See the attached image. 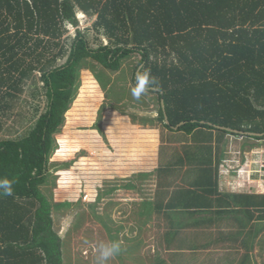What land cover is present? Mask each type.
Listing matches in <instances>:
<instances>
[{
	"label": "trees",
	"instance_id": "16d2710c",
	"mask_svg": "<svg viewBox=\"0 0 264 264\" xmlns=\"http://www.w3.org/2000/svg\"><path fill=\"white\" fill-rule=\"evenodd\" d=\"M76 12L95 17L92 38L78 29ZM69 25L76 28L70 43L63 37ZM134 54L140 56L134 75L140 67L149 68L160 84L149 91L158 96V117L153 121L191 137L200 154L189 151L177 156L181 181L175 178L176 182L161 184L159 175L164 182L166 172L177 171L161 163L164 172L157 173L158 187H174L178 222L170 221L174 213L168 202L160 240L164 250L145 260L138 253L142 242L120 246L130 256L124 261L194 264L201 256L198 252L220 242L217 238L209 242L205 233L220 225L205 221L213 214L223 217L231 212H213L209 190L218 184L214 172L218 173L220 165L221 142L225 136L238 135L214 126L264 134V0H0V130L15 121L25 131L0 140V178L15 181L14 195L0 196V264H62V253L72 261L70 240L63 243L54 231L53 205L41 189L50 175L53 136L73 103L80 69L94 62L93 67H100L94 73L96 81L105 88L112 73L119 72L122 62ZM38 82L47 102L39 115V107L22 98L29 89L37 101L34 89ZM181 123L176 131L171 130L170 126ZM19 131L11 129V133ZM241 137L253 139L256 147L264 140V135ZM190 174L194 176L191 182L187 180ZM161 189L155 206L148 202L141 207L144 222L161 212ZM241 198L244 204L251 200ZM258 199L252 204L259 212L253 232L261 233L264 196ZM249 205L248 201L244 206ZM247 214L250 217L251 212L241 222L248 219ZM169 250L165 257L163 252ZM248 256L240 264H246Z\"/></svg>",
	"mask_w": 264,
	"mask_h": 264
},
{
	"label": "rangeland",
	"instance_id": "374dc122",
	"mask_svg": "<svg viewBox=\"0 0 264 264\" xmlns=\"http://www.w3.org/2000/svg\"><path fill=\"white\" fill-rule=\"evenodd\" d=\"M76 13L79 20L78 29L92 38L94 31L91 27L95 17ZM75 35L76 28L69 25L63 37L70 43V39ZM101 39L106 45L107 41ZM139 60L140 56L134 54L122 62L120 71L112 73L111 81L105 88L94 76V73L100 70L99 66L93 67L95 63L90 61L86 67H82L78 78L79 88L73 103L66 113L62 128L53 136L55 143L49 159L50 175L41 189L53 205L51 215L54 231L63 243L68 238L70 240L72 261L68 259L69 254L65 258L62 253V264H97L95 248L101 242H116L121 247H127L140 241L143 245L138 250L139 258L145 260L164 250L160 240L164 233V224L167 222L163 217V214L168 212L167 208L161 209V215H152L150 221L144 222L145 218L139 215L141 207L148 202L157 204L156 194L161 187H158L156 177L157 173L159 175L164 172L159 168L160 162L164 164V168L171 167L179 171V166H176L177 156H184L189 151H193L192 155L200 153L199 150H194L191 137H186L184 133H170L168 129H162L157 120L153 124V118L158 117L156 94L148 92L140 101L131 96L132 76ZM62 63L63 61L58 62V65ZM34 90L37 101L32 100L29 89L22 98L37 105L39 115L45 111L46 97L41 83L38 82ZM161 108L163 109V101ZM13 127L20 130L18 134L11 133ZM25 128L24 125V130ZM24 133L20 124L10 121L0 130V140L18 137ZM227 138V146L229 144L237 153L227 163L231 167L226 168V171L231 169L234 175L241 172L248 173L249 176L250 172H253L257 175L259 186L256 191L264 192V140L259 148L252 150V154H246L248 162L241 166L238 157L240 161L242 158L245 160L242 153H248L245 151H248L250 146L256 147L257 142L249 138L241 139V136L240 139L230 135L226 136L225 140ZM162 141L165 145H162ZM159 144L160 153L163 150L162 160L159 154L155 155L156 146ZM179 146L181 149H177ZM190 155L191 153H187V157ZM159 180L161 184L164 183L160 175ZM128 183L133 186H123ZM243 183L248 185L245 178ZM173 189L174 187L168 191ZM63 202H68V206H62ZM172 211L175 216L177 209ZM241 249L244 251L246 248L243 246ZM254 251H257L260 260L264 261V230L255 241L251 253ZM170 252L169 250L163 253L167 257ZM214 253H217L214 249L204 251L194 264L207 263L208 257ZM129 257V253L122 249V252L108 260L107 264H133L124 261V258Z\"/></svg>",
	"mask_w": 264,
	"mask_h": 264
},
{
	"label": "crops",
	"instance_id": "0c3cea01",
	"mask_svg": "<svg viewBox=\"0 0 264 264\" xmlns=\"http://www.w3.org/2000/svg\"><path fill=\"white\" fill-rule=\"evenodd\" d=\"M154 122L155 121H153V124H154ZM138 124H140V123H138ZM151 124H152V122H151ZM171 130L176 131L174 129H171ZM170 133H173V132H170ZM176 134H178V133H176ZM159 135H160V138L162 140V134L160 133ZM186 137L189 138V136H186ZM234 137H236V136H234ZM225 138H226V136L224 137L223 141L221 142V147H220L221 151L218 154V157L220 159V165L218 167V173L214 172V175L217 174L218 184H217V186H214L212 189L209 190L212 195L209 196L208 202H209V200L212 201V206L214 207L212 209L213 212L215 210H217V211L223 210V211L228 212V213L230 211L231 214L221 217V216H217L214 214L211 215L210 214L211 210L208 212L207 216L211 215V217L206 219L205 222L209 223V222H213L215 220L216 225H220V226L219 227L214 226V227L210 228V231L209 230L205 231L207 233V239L210 240L209 242H212V240L217 238V240L220 242H217V243L213 242V243H211L210 247H208L206 250H204V251H208L209 249H214L215 251H217V253L211 254L208 257L207 262H209L210 264H240L242 257L244 255L249 254V256H248L249 261L246 260V264H264V261L260 260V258L258 257L257 251H254L253 254L251 253L252 250L254 249L255 241L260 237V232H253V228H256V226L259 223L258 222L259 221V212H258V210H255L252 208V204L253 203L257 204V201H259L258 196H264V192L256 191L259 189V186H258V180L256 179L257 175L254 174L253 172H250L251 175L249 176L248 173H241V172H239L237 175H234V172H232L231 169L229 171L228 170L226 171V168L231 167L230 165H227V163L230 161L231 158L236 156L237 152L233 151L231 149V147L229 146V144L227 146L228 138L226 140H225ZM239 139H240V137H239ZM241 139H243V138L241 137ZM162 143H163L162 145H165V143L163 141H162ZM259 143L263 144V141H261ZM208 144L209 143H207V145ZM160 146H161V144L156 146L155 155L159 154V156H160L159 158L162 160L161 154H162L163 150L160 153ZM212 146H213L212 149H214V150L217 149L214 146V142H212ZM255 148H259V147H255ZM255 148L250 147V149L248 151H245L248 153H242L244 151L241 152L245 156V160H243V158H242V161H240L239 157L237 159L241 163V166H244V164H246L248 162V160H246V154H252V150ZM177 149H181L180 146L177 147ZM172 155H175V154H172ZM241 155H240V157H242ZM159 158H158V165H159ZM163 158H165V157L163 156ZM212 160L215 161L216 159L213 158ZM224 164L226 165V167ZM159 166H161V162H160ZM244 169L245 168H243V170ZM251 169L252 168H250V171H252ZM166 173H167V175L166 174L165 175L167 177L166 176L164 177L165 178L164 179L165 184L166 183L168 184L169 182L170 183L176 182V180H178V179L180 181L182 180L183 174L181 171H173L172 174L169 172H166ZM193 177H194L193 174H190L187 177V180L191 182L193 180ZM175 178H176V180H175ZM244 178L248 182V185L243 183ZM180 181H178V182H180ZM156 182H157V177H156ZM123 186H125V185H123ZM170 188H173V187H170V186L162 187L161 196H159V201L162 203L163 208H168L166 206V204L169 202V207H171V209H175L174 207L176 206V204H175L176 203V201H175L176 197L173 195L172 191L171 192L168 191ZM186 188H188V186ZM156 192L157 191H155V194H156ZM243 196H245V198L250 197V199H251V200L245 201L246 204L249 201L250 205L248 207L244 206L246 204H244V202L241 201L242 200L241 197H243ZM171 197H172V202H170ZM235 200L241 201V202L236 204ZM152 204L154 205V202ZM174 204H175V206H174ZM255 206H257V205H255ZM193 207H195V206H193ZM248 211L251 212L250 217L247 214V216L245 218H248V219H244V222H241L242 217H244V214H246ZM171 213H174V211H171ZM159 214H155V216L159 215ZM172 220L174 222H178V219L174 218V215H173V218L170 219V221L172 222ZM241 224H243L242 228H240ZM206 229H209V228H206ZM211 230H213L215 232H213ZM238 231H240V233H237ZM212 232L214 234H212ZM243 242H245V244H243ZM249 245L251 246L250 248H249ZM259 245H260V242H259ZM243 246L246 248V249H244V251L241 249ZM203 252H198V253L200 255H203L202 254Z\"/></svg>",
	"mask_w": 264,
	"mask_h": 264
},
{
	"label": "clouds",
	"instance_id": "9594fccd",
	"mask_svg": "<svg viewBox=\"0 0 264 264\" xmlns=\"http://www.w3.org/2000/svg\"><path fill=\"white\" fill-rule=\"evenodd\" d=\"M160 87L159 81L151 74L149 68L143 70L138 69L134 75L133 86L130 89L131 96L134 100L140 101L149 91L158 89ZM14 180L8 178H0V196L14 195ZM97 253V264H107V261L115 258L121 251L119 243H104L101 242L95 248Z\"/></svg>",
	"mask_w": 264,
	"mask_h": 264
},
{
	"label": "water",
	"instance_id": "95a60500",
	"mask_svg": "<svg viewBox=\"0 0 264 264\" xmlns=\"http://www.w3.org/2000/svg\"><path fill=\"white\" fill-rule=\"evenodd\" d=\"M134 40V35L133 33L131 34V38H130V44L132 45L133 44V41ZM141 68V67H140ZM139 68V69H140ZM156 90V89H154ZM162 103V102H161ZM165 115V114H164ZM165 124L166 125H169V121L167 119V116L165 115ZM183 123L179 124L178 126L176 127H171V129H174V130H177L180 126H182ZM217 129H220V130H226L227 132H230V133H234L236 135H241V136H244V135H250V136H262L264 134H256V133H244V132H240V131H236V130H233V129H229V128H224V127H219V126H215Z\"/></svg>",
	"mask_w": 264,
	"mask_h": 264
}]
</instances>
